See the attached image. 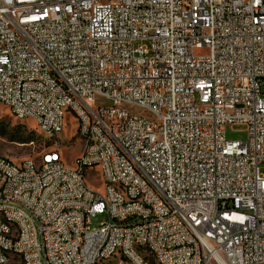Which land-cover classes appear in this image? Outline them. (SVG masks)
Masks as SVG:
<instances>
[{"label":"built area","instance_id":"built-area-1","mask_svg":"<svg viewBox=\"0 0 264 264\" xmlns=\"http://www.w3.org/2000/svg\"><path fill=\"white\" fill-rule=\"evenodd\" d=\"M0 104L88 139L0 159V264H264V0H0Z\"/></svg>","mask_w":264,"mask_h":264},{"label":"rangeland","instance_id":"rangeland-1","mask_svg":"<svg viewBox=\"0 0 264 264\" xmlns=\"http://www.w3.org/2000/svg\"><path fill=\"white\" fill-rule=\"evenodd\" d=\"M110 100L97 97L94 106H109ZM75 125V118H65L63 132L58 135L59 147L62 149V159L65 164L72 167L74 159L81 151L82 141L77 136L72 127ZM71 127V128H70ZM225 136L227 140L245 141L247 138L246 128L242 124H230L225 126ZM53 140H48L42 135L37 125L31 119L18 120L12 116L8 109L0 104V156L5 157L15 163L24 159L36 157L45 147L52 146ZM261 171L264 168L260 165ZM86 182L94 191L103 194V182L100 180L98 170L90 167L86 175ZM105 215L98 214L90 219L92 227H97L104 221ZM119 256L116 254L106 261V264H116ZM118 264V262H117Z\"/></svg>","mask_w":264,"mask_h":264},{"label":"bare ground","instance_id":"bare-ground-1","mask_svg":"<svg viewBox=\"0 0 264 264\" xmlns=\"http://www.w3.org/2000/svg\"><path fill=\"white\" fill-rule=\"evenodd\" d=\"M95 108L108 109V108H111V104L109 106H100L99 105V106H96ZM12 116H14L16 118L15 115H12ZM71 116H73L75 118L74 127H76V122H81V114H71ZM16 119L22 120V119H26V118L17 117ZM64 120L65 119L61 120V129H63V127H64ZM37 128H38L39 132L42 135H44L48 140L54 141L52 146L58 145L57 142L58 141L60 142L58 135H48L47 130L41 129L39 125H37ZM76 134L80 138V140L82 141V148H81V151L78 154V156H76V158L74 159V165L72 167H69V168H78L81 156H83L85 153L88 152V139H87V137H85V134L81 133V132L76 131ZM52 146H49V147H52ZM0 159H7V158L0 156ZM28 161H32V158L24 159L20 162H28ZM86 166H89V168L90 167L96 168L98 170L100 180H102L103 184L104 185H110V176H105L102 169L99 168V159H86ZM113 189H120V181H113ZM0 219H3V210H0ZM116 254L119 256L118 250H110V252L106 256L103 257L102 264H106V261L109 260L111 257L115 256ZM11 262L12 263H19V253H11ZM118 264H129V262H118ZM147 264H154V259H147Z\"/></svg>","mask_w":264,"mask_h":264}]
</instances>
